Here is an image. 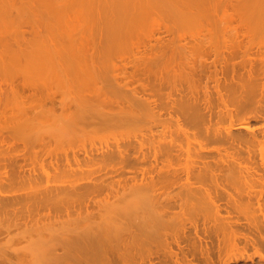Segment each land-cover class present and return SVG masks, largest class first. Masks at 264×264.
Masks as SVG:
<instances>
[{
  "label": "bare ground",
  "instance_id": "1",
  "mask_svg": "<svg viewBox=\"0 0 264 264\" xmlns=\"http://www.w3.org/2000/svg\"><path fill=\"white\" fill-rule=\"evenodd\" d=\"M1 10L0 44L26 46L12 63L25 58L26 86L50 107L23 123L22 98L9 105L0 89V264H264V128L251 125L264 105V0H0ZM57 44H91L108 78L106 67L62 77L79 57ZM96 90L114 111L94 107ZM228 97L255 107L229 109ZM56 106L66 119L44 115ZM96 120L125 132L75 133Z\"/></svg>",
  "mask_w": 264,
  "mask_h": 264
},
{
  "label": "rangeland",
  "instance_id": "2",
  "mask_svg": "<svg viewBox=\"0 0 264 264\" xmlns=\"http://www.w3.org/2000/svg\"><path fill=\"white\" fill-rule=\"evenodd\" d=\"M9 9V8H8ZM7 8H6V11L8 12V11H10V10H8ZM1 13H2V10L0 11ZM6 12V13H7ZM11 12V11H10ZM5 13V14H6ZM4 14V13H3ZM8 14V13H7ZM3 15H1L0 14V31H1V33H3V32H5L6 33V31H8L5 27L3 28V26H2V24H1V22H2V17ZM7 17L6 18H8L10 15H6ZM2 17V18H1ZM4 19V18H3ZM3 23V22H2ZM1 27L3 28V30L4 31H2L1 30ZM0 33V35H2ZM6 35V34H5ZM3 36H4V33H3ZM5 37V36H4ZM2 38V37H1ZM2 40V39H1ZM14 45H16V44H14ZM63 45V47L62 48H64V49H61V50H64V51H61L62 52V54H66L67 52H65V50L67 51L68 50V48H72L74 45H75V47L77 46V45H79V44H57V46H62ZM68 45H73V46H71V47H69ZM16 46H21V48H22V50L23 49H27L26 48V46L24 47L23 45H21V44H18V45H16ZM65 46H68V47H66L65 48ZM24 47V48H23ZM53 47V46H52ZM56 47V46H55ZM55 47H53V48H55ZM78 47V46H77ZM76 47V48H77ZM87 47L89 48V50L88 51H85L84 50V52L82 51V50H78V49H76V48H74L73 47V50H72V53L74 52V50H76V51H78V53L75 51L74 52V54L76 55V57H79V59H77V60H79V61H77V63H73L72 65H71V71H64V73H62L61 72V74H63V76L60 74V76H62V77H67L66 75H69V76H71V77H74L73 75H77L76 74V72L77 73H80L79 72V68H81V70H82V68H84V69H86V72L88 71V73H90V74H92V75H89V76H92L93 78H97V77H99V75H100V72L101 71H103L104 73H106V72H111V69L109 68L111 65L110 64H106V65H104V62L103 61H101V58H100V54L99 55H96V53H94V51L91 49V44H87ZM21 48L20 49H17L15 46H13V44H0V89H1V91H2V93H3V97H4V99L6 98L7 100H6V102H8L9 100H11V102L9 101L7 104H9L10 105V103L12 104V103H14L15 101H16V99H18V102H19V100H20V98H22V100H20V101H22V102H24V103H22L21 102V105H23L24 107V109L26 108V110L25 111H27V113H24V110H23V108H22V113H24V114H21V120L23 121L25 118V114H28L29 112L31 113V115L33 114V115H35L36 114V118L38 117V119H36V118H34L35 120H33V118H32V120H30V118L28 117V116H30L31 117V115H27V117H28V119L30 120V121H32L31 123L32 124H34V125H36V123H38V121H40L41 119L39 118V115L40 114H43V112L42 111H44L46 108H49L50 106H49V104H48V102L46 103H44L43 101L45 100H43V98L41 97H39L40 95H36V94H34L35 95V97H34V95H33V93L32 92H30L29 91V89H28V86H26V79H29V76L30 77H32V75L30 74V73H32V72H30V73H28V75L29 76H26L27 75V72H25V70H24V67L23 66H21V62H22V64L25 66V63H23L24 61H25V58H24V61H23V58L21 57V59L22 60H18V59H20V58H18L17 59V61H18V63L17 64H14V63H12V60H11V57H14L15 56V54H17L18 53V57H20V55H21ZM51 49V48H50ZM69 49V50H70ZM28 50V49H27ZM51 50H54V49H51ZM68 50V51H69ZM42 52V51H41ZM65 52V53H64ZM20 53V54H19ZM69 53H70V51H69ZM77 53V54H76ZM78 55V56H77ZM17 56V55H16ZM103 57V56H102ZM58 62H60V61H58L57 60V64H59ZM56 64V63H55ZM110 65V66H109ZM109 66V67H108ZM21 67H23V70H22V68ZM104 67H106V70H105V68ZM22 70V71H21ZM80 70V71H81ZM84 71V70H83ZM82 71V72H83ZM106 71V72H105ZM23 72V73H22ZM85 72V73H86ZM109 72L107 73V78H108V74H109ZM26 73V74H25ZM84 73V72H83ZM25 74V75H24ZM33 74V73H32ZM65 74V75H64ZM88 75V74H87ZM22 77H24V81H23V79H22ZM22 80L21 82H20V80ZM11 80H13V81H11ZM5 82V83H4ZM13 83V84H12ZM23 85H22V84ZM81 83H83V82H81ZM7 86H6V85ZM4 86V87H3ZM9 86V87H8ZM12 86V90H14L15 91V95L16 96H13V95H11L12 94V92H11V89H10V87ZM74 86V85H73ZM2 87V88H1ZM99 87V85H97V88ZM4 89V90H3ZM94 90L93 91H95V87L93 88ZM8 90V91H7ZM28 91V92H27ZM17 92V93H16ZM96 92H97V90H96ZM95 92V93H96ZM107 92V91H106ZM104 93L105 95L107 94H109V92H107V93ZM7 93V94H6ZM31 93H32V95H31ZM98 93V92H97ZM102 93V92H101ZM101 93H98V94H100L99 95V97L101 96ZM111 94V93H110ZM7 95V96H6ZM11 95V96H10ZM97 95V94H96ZM95 95V96H96ZM22 96V97H21ZM111 97H113V95L111 94L110 95ZM110 96L108 95V97L106 98V97H104V96H102V97H94L95 99H96V101H98L97 103H95V108L97 107L98 108V106H100L101 107V109L103 108L106 112L107 111H109L110 112V110L113 108V106H115L116 105V103L114 102V104H113V102L112 101H115V99H113V98H111L110 99ZM18 97V98H17ZM15 98V99H14ZM24 98H26V99H24ZM40 98V99H39ZM232 98V97H231ZM231 98H229L228 97V99L226 100V106L227 107H229V109H232V108H234V105H236L235 106V108L238 106V108H245V109H248V108H250V109H248V111L249 110H251V108L252 107H255L254 106V102H253V100H246L245 102H239V101H237V99H234L233 100V98H232V101H231ZM100 99L102 100V102L100 101ZM108 99V100H107ZM112 100V101H110V100ZM24 100V101H23ZM40 100H43V101H40ZM229 100V101H228ZM14 101V102H13ZM105 101V102H104ZM237 101V102H236ZM264 101V100H263ZM109 102H111V103H109ZM215 100H214V103H213V107H214V109H215V107H217L218 106V103H216L215 104ZM232 102V103H231ZM238 102H239V104H238ZM234 103H236V104H234ZM111 104V105H110ZM261 105H259V106H261L260 107V109H258V112L259 113H261L260 115H259V113H258V115L260 116V118H259V122L257 121L256 122V124L255 123H253V122H255V121H252L251 122V125H253L254 127L255 126H257L256 127V129L258 130H260V129H262V128H264V127H261V126H263L264 125V108H263V102H261L260 103ZM20 105V104H19ZM47 105V106H46ZM232 105H233V107H232ZM252 105V106H251ZM8 106V105H7ZM49 106V107H48ZM109 106V107H108ZM112 108H111V107ZM10 107V106H9ZM9 107H7V108H9ZM30 107H32V109L30 108ZM100 107H99V109H100ZM5 108V107H4ZM11 108L13 109V105H11ZM10 108V109H11ZM29 110H28V109ZM55 108V110H54V112L52 113H48V112H44V115L45 116H47V118H49V120H50V118L51 119H54V117L55 118H57L58 117V115H59V119L58 120H60L61 121V119L63 118V117H65L64 119H66V115H68V114H66V112H65V115L63 114L62 115V112H61V110L56 106V107H54ZM53 108V109H54ZM108 108V109H107ZM234 108V109H235ZM238 108H236V109H238ZM235 109V110H236ZM9 110V109H8ZM33 110V111H32ZM47 110V109H46ZM113 111L115 110V109H112ZM111 110V111H112ZM262 110V111H261ZM1 111H2V109H1ZM0 111V112H1ZM11 110H9V112H10ZM36 111V112H35ZM246 111V110H245ZM5 112V111H4ZM12 112L13 111H11L10 112V114H12ZM41 112V113H40ZM242 112H244V111H241V113L239 112L238 114H237V116H240V117H238V119H237V116H235V117H233L231 120V122H235V123H237V122H240L241 120H239V119H243V117H245V113H243V116H242ZM2 113H3V111H2ZM1 113V114H2ZM7 113H8V111H7ZM6 113V114H7ZM29 113V114H30ZM46 113V114H45ZM247 113V112H246ZM4 114L5 113H3V117H4ZM9 114V115H10ZM48 114V115H47ZM53 114H55L54 116H53ZM32 115V116H33ZM43 115V116H44ZM8 116V115H7ZM24 116V117H23ZM41 116V115H40ZM49 116V117H48ZM61 116V117H60ZM216 116V117H215ZM2 116H0V118H1ZM9 117V116H8ZM7 117V118H8ZM68 117V116H67ZM45 118V117H44ZM218 118V119H217ZM224 118V117H223ZM9 119V118H8ZM212 119H214V120H212L213 122V124L215 123H218V125H223V126H226L227 124H229V121H230V119H228V118H224V120L221 118V116H217V115H213V117H212ZM226 119V120H225ZM228 119V120H227ZM260 119L263 121H261L260 122ZM2 120H3V118H2ZM29 120H27L28 122H30ZM46 120V119H45ZM220 120V121H219ZM221 120H222V122H221ZM239 120V121H238ZM0 121H1V119H0ZM4 121H7L5 118H4ZM3 121V122H4ZM10 121H11V117H10ZM20 121V120H19ZM26 121V122H27ZM96 121H98V120H96ZM95 121V123L94 122H88V121H86L84 124H83V126H84V128L83 129H81L82 127V125L80 126V125H78V127H80V131H79V129H78V127L76 128V130H75V133L76 134H79V135H81L82 137L84 136H86L85 138L87 139V138H89L90 136V138H92V137H94L95 139H106V140H108V138H109V140L112 138V137H117V136H119V134H122V133H124L125 131H124V128L126 127L125 125H123L122 126V124H119V123H117V122H114V121H107L106 123H102L101 121H98V122H96ZM227 121V122H226ZM8 122V121H7ZM27 122V123H28ZM2 123V122H1ZM1 123H0V126H1ZM6 122H4V123H2V125L3 124H5ZM20 123V122H19ZM23 123H25V121H23ZM31 123H29V124H31ZM96 123H98L97 125H94V124H96ZM10 124V123H9ZM8 124V125H9ZM22 124V123H21ZM6 125V124H5ZM86 125V126H85ZM104 126H105V128H104ZM120 126H122L121 128H120ZM125 126V127H124ZM6 127V126H5ZM108 129V130H107ZM43 130V129H42ZM42 130H39V132H41ZM79 132H78V131ZM32 131H34V130H32ZM105 131H107V132H105ZM116 132V133H115ZM121 132V133H120ZM87 133V134H86ZM112 133V134H111ZM114 133H115V135H114ZM86 134V135H85ZM117 135V136H116ZM111 136V137H110ZM84 137H83V139H84ZM79 138H81V137H79ZM82 139V138H81ZM255 150H256V152H255V157H257L256 158V163H257V169H258V171H261L262 169L264 170V165H263V163H264V160L262 159V158H264V144L263 143H259V144H257L256 146H255ZM263 155V157H261ZM259 160V161H258ZM261 160H263V162L261 161ZM262 166V167H261ZM257 252H259L258 254L260 255V256H262V257H264V247L262 246H260V247H258V249H257ZM257 252L255 251V253H254V251H252V250H249L248 252H247V254L248 255H250V256H252V255H254L255 254V256H254V258L256 259L257 258V260H258V258L260 257L259 255H257ZM258 256V257H257ZM188 257V256H187ZM197 263V262H196ZM197 264H199V263H197Z\"/></svg>",
  "mask_w": 264,
  "mask_h": 264
}]
</instances>
